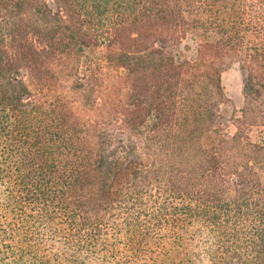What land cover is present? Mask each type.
Here are the masks:
<instances>
[{"label":"trees","instance_id":"1","mask_svg":"<svg viewBox=\"0 0 264 264\" xmlns=\"http://www.w3.org/2000/svg\"><path fill=\"white\" fill-rule=\"evenodd\" d=\"M92 48L94 116L53 81ZM0 264H264V0H0Z\"/></svg>","mask_w":264,"mask_h":264},{"label":"rangeland","instance_id":"2","mask_svg":"<svg viewBox=\"0 0 264 264\" xmlns=\"http://www.w3.org/2000/svg\"><path fill=\"white\" fill-rule=\"evenodd\" d=\"M105 56L104 48L85 50L78 61H73L69 67H67L69 64L63 62V66L56 69V78L53 80L56 82L54 90L69 95V99L72 98L76 107L81 106L83 100L91 101L94 107L77 108L78 111L90 116L98 112L95 108L96 102L99 103V107L105 99L118 100L129 90L125 70L109 65ZM221 80L225 97L228 99V103L223 107L225 135L232 137L236 132L232 119L241 116V111L245 107V73L239 61L224 64Z\"/></svg>","mask_w":264,"mask_h":264}]
</instances>
